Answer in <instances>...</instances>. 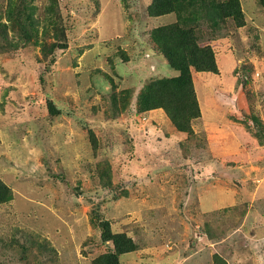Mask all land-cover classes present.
I'll return each instance as SVG.
<instances>
[{
	"label": "rangeland",
	"instance_id": "374dc122",
	"mask_svg": "<svg viewBox=\"0 0 264 264\" xmlns=\"http://www.w3.org/2000/svg\"><path fill=\"white\" fill-rule=\"evenodd\" d=\"M26 1L39 25L19 48L0 0V176L14 193L0 204V264H93L114 247L101 219L137 243L125 264H146L143 249L154 264H264L260 0H240L244 25L214 28L217 71L191 67L194 135L164 108L136 112L146 83L178 74L146 41L172 15L150 17L152 0Z\"/></svg>",
	"mask_w": 264,
	"mask_h": 264
},
{
	"label": "trees",
	"instance_id": "16d2710c",
	"mask_svg": "<svg viewBox=\"0 0 264 264\" xmlns=\"http://www.w3.org/2000/svg\"><path fill=\"white\" fill-rule=\"evenodd\" d=\"M264 6V0H260ZM36 5L26 0H8L6 17L9 22H3V27L12 28L19 37L16 45L20 48L31 41L34 29L39 25V18L35 16ZM150 16L172 15L170 22L153 27L147 40L156 47L167 60L169 66L178 74L164 76L146 83L138 93L136 112L164 108L176 129L194 135L192 120L200 115V106L196 96L191 67L201 71H217L218 65L214 49L210 43L216 38V30L222 21L232 18L238 26L245 24L240 0H152L148 7ZM207 26V27H206ZM209 28V34H204ZM202 40L206 42L201 43ZM20 45V46H19ZM61 48L67 44L60 43ZM128 60L127 56H124ZM109 79L113 84V78ZM116 87V86H115ZM130 89L121 93V104H126L133 94ZM112 96V103L117 106V95ZM47 106L51 113H58L55 103L49 99ZM253 137H251L252 139ZM258 142L264 144V137L257 136ZM240 141L231 144L233 150L240 146ZM13 190L0 176V204L13 198ZM104 240L112 241L113 250L100 254L93 260V264H123L120 254L137 249V243L126 232H114L109 220L101 219Z\"/></svg>",
	"mask_w": 264,
	"mask_h": 264
},
{
	"label": "crops",
	"instance_id": "0c3cea01",
	"mask_svg": "<svg viewBox=\"0 0 264 264\" xmlns=\"http://www.w3.org/2000/svg\"><path fill=\"white\" fill-rule=\"evenodd\" d=\"M150 17H159V16H150ZM169 20V19H168ZM170 22V21H169ZM151 23V22H150ZM166 23H168V22H166ZM166 23H162V24H158V25H154V26H152V28L153 27H156V26H159V25H163V24H166ZM153 24V23H152ZM147 41V40H146ZM166 60V59H165ZM167 61V60H166ZM175 76V75H174ZM225 144H226V142H225ZM262 146H264V145H262ZM262 146H259V147H254V148H252V150H254V151H256V154H258L259 152H263L262 151ZM264 148V147H263ZM252 153V151L250 152V154ZM238 156L237 157H241V155H240V151L238 152V154H237ZM239 164H242V163H239ZM238 166V165H237ZM254 166L253 165H251L250 166V171H247L246 169V172H250V174L251 173H253L252 171L254 170ZM214 169V168H213ZM216 174H217V172H216ZM217 183H213V189L215 190V187H216V190L218 189V187L219 186H222L219 182H218V180L216 181ZM225 185V184H224ZM211 186V185H210ZM209 187V186H208ZM208 187L206 188V190L204 191V192H202L201 193V199L202 200H206V204L207 205H209V204H211V203H209L208 201H210V200H208L207 199V195H208ZM213 194V193H212ZM215 194V193H214ZM144 251V252H143ZM132 252H134V251H132ZM132 252H127V253H123V254H120V259H121V261H122V258H127ZM142 252L144 253V254H142L143 255V262L144 263H149V264H154V263H152V261L153 260H155L156 258L153 256V254H152V252H154V251H152V250H147V249H143L142 250ZM141 263V262H140ZM123 264H125V263H123ZM127 264H130V263H127ZM136 264H139V262H136Z\"/></svg>",
	"mask_w": 264,
	"mask_h": 264
},
{
	"label": "clouds",
	"instance_id": "9594fccd",
	"mask_svg": "<svg viewBox=\"0 0 264 264\" xmlns=\"http://www.w3.org/2000/svg\"><path fill=\"white\" fill-rule=\"evenodd\" d=\"M132 252V251H131Z\"/></svg>",
	"mask_w": 264,
	"mask_h": 264
}]
</instances>
